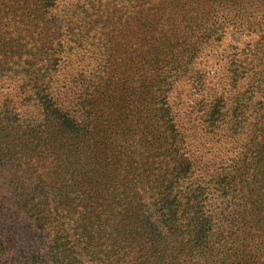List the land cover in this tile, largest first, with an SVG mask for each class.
Instances as JSON below:
<instances>
[{
  "label": "trees",
  "instance_id": "16d2710c",
  "mask_svg": "<svg viewBox=\"0 0 264 264\" xmlns=\"http://www.w3.org/2000/svg\"><path fill=\"white\" fill-rule=\"evenodd\" d=\"M58 1L12 2L20 14L29 9L37 15L38 34L57 31L54 42L43 39L54 52L63 42L77 45L82 20L94 7L93 0L77 9L68 4L64 7L67 21L62 24L53 16L55 9L51 13L49 8ZM126 6L138 9L123 18ZM126 24L135 33L131 37L123 31ZM233 25L258 37L230 60L228 79L236 89L231 95L236 105L229 108L225 99L229 96L217 97L210 104L208 122L230 124L234 132L256 133L260 138L249 140L255 154L248 149V156L237 157L231 165L233 169L241 165L245 176L251 175L248 183L258 172L264 177V166L258 172L252 167L260 164L264 150V0H114V112L109 117L102 114L103 99L97 95L108 90L101 82L92 90L84 86L77 117L49 105L54 117H43L41 128L28 139L31 151L45 150L39 158L51 162L45 173L60 182L63 197L55 195L53 206L27 215L35 228L48 231L51 254L13 256L9 238L0 233V260H7L5 264H127L123 259L127 256L128 264H264L262 248L252 243L249 233L256 215L247 210L243 197L231 203L241 225L224 236L223 230L212 231L213 216L205 208L201 189L183 186L193 174V161L169 101L174 81L185 72L195 51L219 42ZM249 63L257 68L252 71ZM248 118L253 120L248 123ZM114 175L122 178L115 186ZM219 175L222 181L233 177L227 171ZM230 182L249 187L242 174ZM259 191L253 188L249 194L261 196ZM120 204H125L123 213ZM20 207L25 209L23 204ZM121 216L132 220L128 239H119ZM116 247L117 258L109 261ZM100 251L105 261L100 260Z\"/></svg>",
  "mask_w": 264,
  "mask_h": 264
},
{
  "label": "rangeland",
  "instance_id": "374dc122",
  "mask_svg": "<svg viewBox=\"0 0 264 264\" xmlns=\"http://www.w3.org/2000/svg\"><path fill=\"white\" fill-rule=\"evenodd\" d=\"M12 2L0 0V233L6 240L9 238L13 256L38 252L49 257L48 231L35 228L27 214L33 209L42 212L53 206L54 196L63 197V194L58 185L60 182L49 179L45 173L51 164L39 158V154L45 150L31 151L28 135L41 128L39 124H42L43 117H54L49 105L70 117L79 116L85 85H90L92 90L97 86L95 84L101 82V87L108 90L97 95L103 99L102 114L109 117L114 112V0H93L94 7L82 20L77 45L63 42L62 47L55 48L56 52L47 47L43 39L54 42L57 31L53 29L38 34L35 27L37 15L29 9L20 14ZM58 3L49 7L50 12L55 9L53 16L64 24L67 21L64 7L70 4L71 9H77V5H84L86 0H59ZM124 8L126 13L123 18L138 9ZM43 16L48 17L46 14ZM22 29L27 31L22 32ZM123 31L129 37L135 34L127 24ZM224 33L219 42H209L195 51V56H192L185 72L177 76L169 93L187 154L193 161V174L183 186H187L186 190L201 189L202 197L205 196V208L213 216L212 231L223 230L224 236L227 232L229 235L228 230L240 227V216L231 212V203L243 200L247 210L256 215L257 221L249 233L253 235L252 243L261 246L260 259L264 260V177L258 172L264 166V150L260 164L252 166L258 173L248 183L251 175L246 177L241 165L233 169L231 164L237 157L248 156L249 150L255 154L250 141L257 134L250 129H237L234 132L229 123L227 127L225 123L216 122L213 125L208 122L210 104L217 97L229 96L225 98L229 108L236 105L231 98L236 89L228 79V70L233 67L230 60L247 43L257 39L258 33H248L234 25L228 26ZM132 48L127 51H132ZM136 51L139 52L140 48ZM120 58L125 59L126 56ZM247 67L252 71L257 68L253 63L247 64ZM238 86H243V80L239 81ZM230 113L231 109L228 111ZM252 120L247 119L248 123ZM11 154L13 157L9 159ZM222 171L230 172L229 176L233 177H225L222 181L219 177ZM237 174L244 176L248 188L243 184H231L230 181ZM97 178L99 176L94 177ZM120 179L114 175V186ZM253 188H259L257 194L263 192L262 195L249 194ZM240 196L243 199L239 201ZM14 200L23 204L25 209L19 203H13ZM123 208L125 204H120L122 213L125 212ZM120 218L119 239H128L129 235L132 236V220L128 216ZM98 234L101 236V231ZM211 241L223 243L219 238H212ZM102 242L101 238V244L105 246ZM118 253V248H114L109 261H114ZM124 253H127V248ZM99 256L100 260H106L103 252L100 251ZM123 259L128 264L129 257L124 256ZM8 261L13 263V259ZM5 263L7 260H0V264Z\"/></svg>",
  "mask_w": 264,
  "mask_h": 264
}]
</instances>
